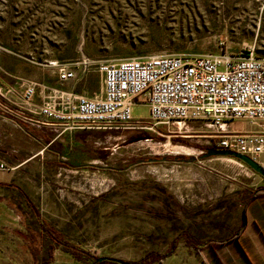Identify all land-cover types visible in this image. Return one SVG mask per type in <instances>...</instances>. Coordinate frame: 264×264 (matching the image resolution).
I'll use <instances>...</instances> for the list:
<instances>
[{
	"label": "rangeland",
	"instance_id": "rangeland-1",
	"mask_svg": "<svg viewBox=\"0 0 264 264\" xmlns=\"http://www.w3.org/2000/svg\"><path fill=\"white\" fill-rule=\"evenodd\" d=\"M242 48L264 57V0H0V147L20 148L16 158H5L6 182L60 239L92 256L134 260L145 251L163 253L181 230L218 238L224 215L209 203L223 193L205 183L243 181L244 164L229 157L135 164L212 149L200 136L214 132L204 123L187 122L181 132L159 125L166 135L77 130L67 133L65 148L58 139L43 148L27 134L15 140L5 133L12 136V118L25 116L24 85L60 87L54 64L73 68L76 90L86 86L92 93L102 82L97 63ZM133 117L148 120V107L134 105ZM232 125L250 128L241 119ZM25 203L17 191L0 190V264H53L50 243ZM196 254L180 240L175 253L155 264H199Z\"/></svg>",
	"mask_w": 264,
	"mask_h": 264
},
{
	"label": "built area",
	"instance_id": "built-area-1",
	"mask_svg": "<svg viewBox=\"0 0 264 264\" xmlns=\"http://www.w3.org/2000/svg\"><path fill=\"white\" fill-rule=\"evenodd\" d=\"M54 65L61 83L75 80L73 68ZM95 67L103 82L101 98L70 93L63 96L61 106H33L36 85L28 83L21 100L43 118L45 126L57 127L59 135L128 128L163 135L159 125L181 132L185 123L195 121L213 129L200 135L212 149L239 153L255 162L264 152V57L253 49L202 56L151 55ZM141 104L148 107V120L133 117V106ZM239 119L260 121L261 132L228 130L227 125Z\"/></svg>",
	"mask_w": 264,
	"mask_h": 264
},
{
	"label": "crops",
	"instance_id": "crops-1",
	"mask_svg": "<svg viewBox=\"0 0 264 264\" xmlns=\"http://www.w3.org/2000/svg\"><path fill=\"white\" fill-rule=\"evenodd\" d=\"M56 77L59 82V88H35L34 97L32 98L33 106H61L60 104L63 96L70 93L75 96L82 95L90 98L102 97L103 82H101L98 88L95 87L94 91L91 93L90 89L86 86H81L76 90L75 80L71 81L69 90L62 89L69 81L61 83L58 76ZM19 91V95L22 97L23 90ZM7 92H11L10 89L5 91L6 94ZM20 103L23 104L26 111L25 116L22 117L23 120L12 118L11 126L13 133L12 136L5 133L6 137L16 140L19 134H27L30 141L41 143L43 148L48 147L58 139V146L62 145L63 148L66 147L67 133L59 135L57 127L45 126L42 123V117L35 115L34 110L28 105H25L22 100H20ZM14 114L18 116L17 112ZM248 122L250 128L243 132L238 131L234 125H232V122L227 125V128L230 131H237L240 133L256 134L261 132L262 123L260 121L252 120ZM15 145V143L11 144L10 148L0 147V163L5 165V158L8 157V155L13 157V159L16 158V154L20 151V148ZM257 163L264 168V152L259 156ZM245 170H248L249 173ZM245 170L242 171L243 181L237 180L228 184L221 183L219 187L212 185V182H209V180L205 183V188L208 191L212 193L220 191L223 193L214 197V201H211L209 205H217L215 210L224 215V218L222 216V219H220L224 225L221 223L217 228H219L220 231L224 230L225 233L216 239H212L219 243L213 247L206 245L202 246L200 249H195L191 244L183 241L186 248H194L196 250V256L199 257V264H264V193L250 198L257 188L263 186V178L246 166ZM3 172V169H0V190L17 191L15 188L18 187L6 182L7 176ZM5 184H10L13 187L6 189L1 187V185ZM242 212H244L245 225L242 232L238 236H235L236 229L242 223ZM229 226H231L232 229H230ZM178 244L175 252L177 251ZM51 253L54 256L53 264H83L72 259L70 255L60 252L59 249L54 248Z\"/></svg>",
	"mask_w": 264,
	"mask_h": 264
},
{
	"label": "trees",
	"instance_id": "trees-1",
	"mask_svg": "<svg viewBox=\"0 0 264 264\" xmlns=\"http://www.w3.org/2000/svg\"><path fill=\"white\" fill-rule=\"evenodd\" d=\"M263 178V177H262ZM3 188H11L13 187L10 184L1 185ZM17 192L25 199L26 206L31 210L32 216L34 217V221L38 225L41 235H43L48 241H49V250L59 249L60 252L70 255L72 259H74L77 262L83 263V264H120L119 261L123 262V264H155V263H161L164 261L167 257H169L172 253L175 252L177 244L180 240H183L186 243L191 244L195 249H200L202 246H209L213 247L214 245L219 244L216 241L213 240H200L197 239L192 235L191 232L187 230H181L178 233L175 234L173 238H171L168 242V245L163 253L158 251H148L143 252L138 258L134 260H119L115 259L113 257H105V259L102 262H97L98 256H92L85 252L84 249L78 248L74 245H71V243L66 242L59 238L56 231H54L51 227L47 226L45 223H43L38 215V213L35 211V209L30 205L31 202L27 199V196L19 189L15 188ZM261 193H264V185L260 188H257L256 191L253 193V195L250 196V198L255 197L256 195H259ZM106 197L111 198V195H100L97 200H103ZM106 200V199H105ZM245 225V217L244 212H242V223L239 225V227L236 229L235 236L239 235Z\"/></svg>",
	"mask_w": 264,
	"mask_h": 264
},
{
	"label": "water",
	"instance_id": "water-1",
	"mask_svg": "<svg viewBox=\"0 0 264 264\" xmlns=\"http://www.w3.org/2000/svg\"><path fill=\"white\" fill-rule=\"evenodd\" d=\"M212 157H229V158H233L238 160L239 162H241L242 164H244V166H246L247 168H249L250 170L254 171V173L260 175V176H264V169L260 166V164H258L257 162H255V160L247 157V156H243L240 155L239 153H235V152H231V151H225L222 149H210L207 148L204 150V152H201V154H199L197 157L194 156H189L187 158L184 157H179L176 156L174 158H172L171 160L166 158V157H161V158H153V159H149L147 158L146 160H138L136 161L135 164H141V163H155V162H159V161H164V162H168V161H173V162H179V163H192V162H196L198 160H203L206 158H212ZM105 259V257H98L97 258V262H102ZM120 264H123V262L119 261Z\"/></svg>",
	"mask_w": 264,
	"mask_h": 264
}]
</instances>
